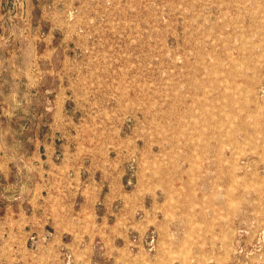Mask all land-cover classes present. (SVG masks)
Segmentation results:
<instances>
[{
    "label": "rangeland",
    "instance_id": "374dc122",
    "mask_svg": "<svg viewBox=\"0 0 264 264\" xmlns=\"http://www.w3.org/2000/svg\"><path fill=\"white\" fill-rule=\"evenodd\" d=\"M0 264H264V0H0Z\"/></svg>",
    "mask_w": 264,
    "mask_h": 264
},
{
    "label": "bare ground",
    "instance_id": "6f19581e",
    "mask_svg": "<svg viewBox=\"0 0 264 264\" xmlns=\"http://www.w3.org/2000/svg\"><path fill=\"white\" fill-rule=\"evenodd\" d=\"M235 204V203H234Z\"/></svg>",
    "mask_w": 264,
    "mask_h": 264
}]
</instances>
